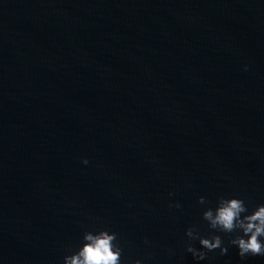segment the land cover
Segmentation results:
<instances>
[{"label":"water","instance_id":"95a60500","mask_svg":"<svg viewBox=\"0 0 264 264\" xmlns=\"http://www.w3.org/2000/svg\"><path fill=\"white\" fill-rule=\"evenodd\" d=\"M222 194L264 203V0H0V264L99 227L124 264H264L186 251Z\"/></svg>","mask_w":264,"mask_h":264},{"label":"clouds","instance_id":"9594fccd","mask_svg":"<svg viewBox=\"0 0 264 264\" xmlns=\"http://www.w3.org/2000/svg\"><path fill=\"white\" fill-rule=\"evenodd\" d=\"M245 71L249 65L244 64ZM84 164H88L87 157L82 158ZM174 195V193H169ZM202 205L207 204V198L199 197ZM181 208L180 201H170L169 207ZM202 217L208 223V234H202L195 225L185 230L187 241L186 251L191 253L196 261L205 260L209 252L219 250L220 255L229 251V245L238 249L241 258L248 256L264 255V203L255 205L249 210L245 199L237 195H220L214 206H206L202 211ZM221 233L228 234V242L225 243ZM145 243L148 238L145 237ZM197 242L199 246H197ZM124 249L118 240V233L108 227L85 230L82 238L74 251L66 253L63 264H124L122 254ZM170 252L174 250L170 249ZM131 264H145L136 258Z\"/></svg>","mask_w":264,"mask_h":264}]
</instances>
